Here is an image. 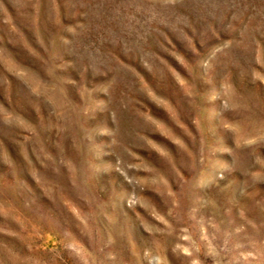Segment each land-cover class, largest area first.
Masks as SVG:
<instances>
[{
    "label": "rangeland",
    "instance_id": "obj_1",
    "mask_svg": "<svg viewBox=\"0 0 264 264\" xmlns=\"http://www.w3.org/2000/svg\"><path fill=\"white\" fill-rule=\"evenodd\" d=\"M0 264H264V0H0Z\"/></svg>",
    "mask_w": 264,
    "mask_h": 264
}]
</instances>
